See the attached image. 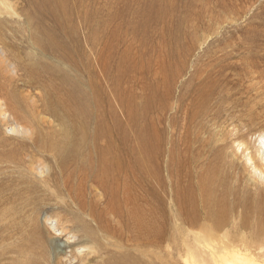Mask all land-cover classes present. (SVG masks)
Wrapping results in <instances>:
<instances>
[{
    "label": "rangeland",
    "instance_id": "rangeland-1",
    "mask_svg": "<svg viewBox=\"0 0 264 264\" xmlns=\"http://www.w3.org/2000/svg\"><path fill=\"white\" fill-rule=\"evenodd\" d=\"M4 18L9 22L0 27V46L22 69L10 89L25 99L26 110L31 99L25 96L39 97L37 82H44L27 73V55L40 52V43L27 40L42 32L48 50L66 63L77 62L69 71L73 77L93 81L97 103L108 113L102 125H111L115 138L124 133L142 144L160 172L146 180L159 188L164 202L173 205L176 193L185 191L198 213L191 228L195 253L190 263L264 264V232L252 237L255 220L243 216L249 209L240 206L264 190V0H0ZM44 103L39 100L33 113L25 112L32 133L28 137L8 129L0 115V150L8 161L0 162V264H82L80 258L69 261L61 248L52 249L50 244L58 247L66 239L78 240L77 252L91 253L81 246L87 243L82 226L63 200L43 202L32 195L26 206L19 197L28 186L38 188L33 166L48 164L56 170L53 158L32 148L31 140L61 142L67 128L73 130L46 111ZM215 173L210 195L206 179ZM157 177L166 183L159 186ZM258 196L264 200V192ZM210 197L221 209L214 216ZM226 199L231 207L225 213ZM220 221L227 224L213 228ZM256 242L260 247L251 249ZM175 253L176 262L187 264L184 253Z\"/></svg>",
    "mask_w": 264,
    "mask_h": 264
},
{
    "label": "bare ground",
    "instance_id": "bare-ground-1",
    "mask_svg": "<svg viewBox=\"0 0 264 264\" xmlns=\"http://www.w3.org/2000/svg\"><path fill=\"white\" fill-rule=\"evenodd\" d=\"M28 18V24L32 27L33 18L30 16ZM8 22L5 18L0 19V27L3 24H8ZM33 39L40 43V52L35 55L30 52L27 55L29 66L27 73L32 77L36 76L44 80L42 83L37 82L41 88L40 96L36 98L35 96L32 97L31 93H28L25 98L31 99L29 102L31 107L27 108V110L25 109V104L23 105L25 99L22 100L18 97L15 92L16 89H10L11 84L17 78L22 77L20 76L22 69L19 62L11 58L6 49L0 46V54L2 55L0 56V71L4 72L0 80H2L3 88L8 87L3 92L0 84V115L8 129L11 128L12 131L19 132L27 137L31 136L32 133L30 127H28L30 124H27L28 117L25 112L33 113L40 100L45 102L44 109L60 117L65 126L67 124V127L70 126L69 124L73 125V130L71 126L67 128L68 133L64 139L61 138V142L43 141L41 143L36 142L38 139L35 140L33 138L31 140L33 143L31 145L32 148L39 149V152L45 154V157L51 156L50 158H53L52 161L56 165V170L49 169L50 166L48 164L39 165L37 168L32 165L34 167H32V171L36 173L40 183L37 186L41 189V193L39 194L37 187H33L34 189L32 190L28 186L26 188L27 191H22L23 195H19L20 200L26 206L32 200L31 197L35 195L43 202L47 198L52 199L53 197L63 200L65 207L70 208L71 214L82 226V237L86 239L87 243L84 244L86 246H83V244L81 246L84 248L88 247L91 250L88 249V251L91 253L83 254L82 252H77L75 243L78 240L69 242L66 239L58 247L50 244L52 249L61 248L63 252L59 251L65 254L69 261L80 258L82 264H91V262L101 264H179L176 262L177 258L175 260L174 252L184 253L186 259H189L187 264H191L190 259L195 253L194 245L191 246L190 244V240H192L190 237L193 235L191 228L195 227L196 221H198L196 215L198 213L194 209L193 204L188 203V199L184 195L185 191L177 192L175 203L167 205L159 188L151 182L152 178L155 179L156 175H160V172L157 167L151 164L142 144L131 142L127 134L124 133L118 132L120 136L115 138L113 137L114 129L112 130L111 125L108 123L102 125L107 121L108 113L105 111V107L97 103L96 97L92 92L93 85L91 86V84L93 81L91 79L87 80L90 81L87 84L82 77H73L69 71L78 66L77 62L75 64L66 63L57 52L54 54L48 50L45 46L48 43L42 32L40 34L38 32L32 33V37L27 40L28 44L34 41ZM47 51L52 54V57L48 56ZM4 55L7 59L3 60L2 57ZM14 58L20 59L23 57L14 55ZM51 58L52 63L45 62V59ZM32 81L34 82V80ZM23 88L25 89V87ZM110 107L112 109V105ZM109 114L112 115L111 111ZM43 136L39 139L43 140L46 138ZM24 145L26 144L24 143ZM13 148L16 151L17 147ZM40 153L37 154L34 151V154L38 156ZM5 155V152L0 150V162L7 161ZM9 156H11V153ZM31 157L35 158L34 155H31ZM16 158L13 156L12 163H15ZM42 161L44 160L42 159ZM53 165L51 166L53 167ZM154 167L157 169L158 174ZM148 177H151V179L146 180ZM73 178H78L77 184L73 183ZM157 178L156 180L161 186L164 180ZM202 180L204 179H201V183L203 182ZM215 180L216 173L215 177L206 179L210 195L215 192L213 186ZM75 188H80L81 190L76 191ZM189 188L192 192L196 191L193 185L189 186ZM259 191V193L254 195L257 198L259 197L258 194L264 192V190ZM248 196L246 195V198ZM223 197L219 199L224 202L225 199ZM257 198H254V200L251 198L250 204H248V201L240 203L241 207L244 205L243 209H249V211H244L243 216L255 220L253 224L255 228L253 227L251 231L254 239H258L264 232V224H262L264 223V200H262L263 197L262 199ZM210 199H213L211 205L212 209L215 210L211 211V215L214 216L215 212L221 209L215 208L214 203L217 201L214 198L210 197ZM210 199H208L209 203ZM67 203L69 204L67 205ZM231 204L236 206L235 203ZM224 207L225 213L231 207L227 199ZM226 224L222 221L215 222L213 228L218 227L219 229ZM248 224L250 223L248 222ZM242 225L245 226L246 222L242 221ZM41 242L45 243V241ZM259 245L256 242L250 246L253 249L252 246L259 248ZM165 247H169L172 250L170 249L169 253L163 254ZM70 248L74 251H67ZM262 250L264 249L262 248ZM51 253L50 256H52ZM90 254L93 259L90 258ZM84 255L86 257L90 256L85 260ZM251 259L253 260L252 256ZM244 262L249 263V261Z\"/></svg>",
    "mask_w": 264,
    "mask_h": 264
}]
</instances>
